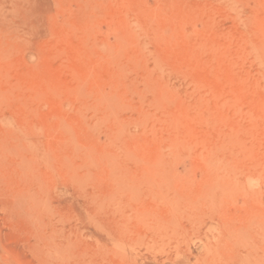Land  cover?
<instances>
[{
	"label": "rangeland",
	"instance_id": "rangeland-1",
	"mask_svg": "<svg viewBox=\"0 0 264 264\" xmlns=\"http://www.w3.org/2000/svg\"><path fill=\"white\" fill-rule=\"evenodd\" d=\"M0 264H264V0H0Z\"/></svg>",
	"mask_w": 264,
	"mask_h": 264
},
{
	"label": "bare ground",
	"instance_id": "bare-ground-1",
	"mask_svg": "<svg viewBox=\"0 0 264 264\" xmlns=\"http://www.w3.org/2000/svg\"><path fill=\"white\" fill-rule=\"evenodd\" d=\"M4 122V121H3ZM38 153V152H37ZM34 158V157H33ZM41 158V157H40ZM38 160H40V159H38ZM25 161V160H24Z\"/></svg>",
	"mask_w": 264,
	"mask_h": 264
}]
</instances>
